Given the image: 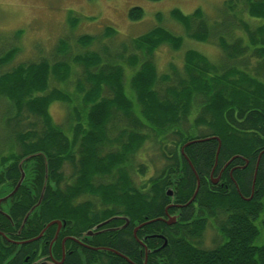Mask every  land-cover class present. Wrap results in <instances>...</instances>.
<instances>
[{
	"label": "trees",
	"instance_id": "1",
	"mask_svg": "<svg viewBox=\"0 0 264 264\" xmlns=\"http://www.w3.org/2000/svg\"><path fill=\"white\" fill-rule=\"evenodd\" d=\"M237 6L263 24H246ZM225 8L234 24L218 26L221 31L212 30L199 8L189 15L170 11L186 37L217 43L228 64L216 67L201 53L186 51L179 89L164 98L154 90L159 75L150 59L135 70L129 92L120 65V54L130 50L128 64L134 67L139 62L134 51L149 56L162 45L178 51L183 36L161 26L132 39L119 55L77 56L85 69L75 99L49 89L51 78L67 84L66 63L43 60L0 73V100L9 109L3 121L10 130L7 145H0V198L25 176L1 206L0 264H24L33 248L46 254L42 240L22 247L7 240L27 241L56 222L61 229L53 255L61 256L60 242L67 239L63 264H264V0H229ZM143 14L135 7L129 18ZM235 29L246 33V43L234 36L230 45L226 37ZM105 31L116 35L110 27ZM94 40L83 36L78 43L87 47ZM17 52H3L0 69ZM196 98L201 112L189 124ZM57 102L65 108L63 126L49 113ZM115 115L132 127L123 124L112 138L107 124ZM27 118L34 120L26 124ZM103 146L108 151L102 155ZM152 150L163 164L148 176V165L134 164V157ZM169 217L176 218L173 225L165 223ZM209 225L219 241L204 249L200 241ZM57 228V223L48 228L44 238L52 240Z\"/></svg>",
	"mask_w": 264,
	"mask_h": 264
},
{
	"label": "rangeland",
	"instance_id": "2",
	"mask_svg": "<svg viewBox=\"0 0 264 264\" xmlns=\"http://www.w3.org/2000/svg\"><path fill=\"white\" fill-rule=\"evenodd\" d=\"M226 1L229 0H0V55L10 49H17L18 51L14 61L9 66L2 67L0 73L10 71L19 64H30L43 60L52 64L66 63L64 65L70 68V75L67 79V84H69L65 85L51 78L49 89H58L75 99L77 94L76 83L84 77L85 69L83 64L75 60L77 56L86 57V54L95 52L101 54L105 59L108 54L119 55L122 53L120 52L121 48L127 50L128 47L130 48L132 39L161 26L173 31L177 36H183V45L178 51L172 50L168 45L160 46L154 54L149 56L141 51H134V55L139 59L138 65L134 67L128 64L132 52L130 50L125 56H123L124 53L120 54V65L123 69V84L129 92L130 79L135 70L140 63L150 59L156 66L159 75L154 90L161 98H164L170 95L171 91L179 89L177 88L178 77L184 73L186 51L193 50L201 53L216 67L223 68L228 64L226 55L217 43L214 44L212 41L203 43L186 37L182 27L178 26L168 14L171 10L178 9L183 14L189 15L199 8L203 12L207 24L212 27V30L217 31L220 30L218 26L222 29L223 24H234L233 20L230 19L232 15H230L229 9L225 8ZM133 7H139L143 10L144 14L141 19L131 20L129 18L128 13ZM235 12L246 24L255 26L257 23L263 24L262 21L249 18L241 6H237ZM106 27L114 30L115 37L105 35V33L108 34L105 31ZM233 31L230 30L226 37L230 40L228 41L230 45L234 44L232 43L234 36H241L246 43L244 31H240V29ZM222 34L219 33L220 36ZM83 36L93 37L95 39L93 44L82 47L78 43V39ZM61 41L66 47H60ZM248 55L250 53L245 56ZM249 63L252 66L255 65L256 58L249 59ZM250 73H252L251 69ZM79 83L87 87L84 80H80ZM197 99L191 105L192 113L189 117V124L193 123L198 110L201 112V104ZM75 104L77 105L78 102ZM78 108H80L79 105ZM8 111V107L0 100V145L4 146L7 145L6 142L10 138V130L3 121L4 115ZM49 113L57 126L64 125L65 108L62 103H54L50 107ZM31 120L34 119L27 118L25 123L28 124ZM123 124L128 129L132 127V122L126 117L122 115L113 116L107 124L108 137H115L119 130L124 127ZM184 124L189 127L187 123ZM198 133L199 130L190 132L192 136H197ZM107 151L108 149L103 146L102 155ZM140 153V156L143 155L142 152ZM159 155L160 153L155 150L148 152L141 158L137 154L134 157V164L138 165L144 160L143 163L148 165V176L157 174L163 164ZM69 170L68 166L64 168L65 177L69 176ZM16 186L17 184L11 189L7 188L5 192H8L10 196ZM218 241L219 238L214 225H209L200 241L201 248H213Z\"/></svg>",
	"mask_w": 264,
	"mask_h": 264
},
{
	"label": "flooded vegetation",
	"instance_id": "3",
	"mask_svg": "<svg viewBox=\"0 0 264 264\" xmlns=\"http://www.w3.org/2000/svg\"><path fill=\"white\" fill-rule=\"evenodd\" d=\"M133 8H135V7H133ZM133 8H131L130 10H132ZM128 15H129V13H128ZM182 153V152H181ZM223 169L220 171V174H219V176L216 178V179H214L213 181H212V183L214 184V185H217V184H219V182H220V176H221V174L223 173ZM211 178H213V176H212V174H211ZM217 180V183H214L215 181ZM15 194V193H14ZM12 195V194H11ZM10 196L8 195V196H6V197H4V198H0V200H2L1 202H0V213H1V206H2V204L3 203H5L7 200H8V198H9ZM179 208V206L178 205H170L168 208ZM177 208V209H178ZM56 223H53V224H49V225H47L46 227H45V229H43V230H41L40 232H39V234L37 235V236H35V237H33L32 239H29V240H27V241H13V240H7L10 244H15V245H17V246H25V245H29V244H32V242H35V241H38V240H42V245H44V247L43 248H48L47 249V253L46 254H44V255H40L41 254V250H38V252H36V249H32L31 250V254H27V253H25V258L23 259V261L25 262L24 264H35V260H39V262L38 263H36V264H63L64 263V260H65V256H66V254H65V244H66V240L67 239H62V241L60 242V245H61V256L59 257V258H56L54 255H53V248H54V245L56 244V241L58 240V238H59V233H60V226H58V228H57V230H56V233H55V235H54V237L52 238V240H50V241H48V240H46L45 238H44V236L46 235L45 233H46V231H47V229L48 228H50L52 225H55ZM71 240H73L74 242H77V243H79L80 245H82L83 247H86V248H89V247H87V245H85V243L83 244V243H81V242H79V241H77V240H75V239H71ZM56 246V245H55ZM35 253H38V257H35L34 259H32V260H30V258H31V255L33 256V255H35ZM42 258V259H41Z\"/></svg>",
	"mask_w": 264,
	"mask_h": 264
},
{
	"label": "water",
	"instance_id": "4",
	"mask_svg": "<svg viewBox=\"0 0 264 264\" xmlns=\"http://www.w3.org/2000/svg\"><path fill=\"white\" fill-rule=\"evenodd\" d=\"M196 142H197V141H196ZM191 144H192V143H191ZM186 146H188V145H186ZM186 146H185V147H186ZM183 150H184V149L181 150L182 153H183ZM23 178H24V175H22V179L18 182V184H17L15 190L18 189V187L20 186V184H21ZM214 183H217V180H216ZM198 189H199V184H198V186H197L196 192L198 191ZM15 190H14V192H15ZM14 192H13V193H14ZM13 193H12V194H13ZM166 194H167V196L171 197V196L173 195V192H172L171 190H168ZM195 194H196V193H195ZM195 194H194V196H193V198H192L191 201L194 200ZM10 196H11V195H10ZM1 201H2V200H0V202H1ZM175 221H176V218H175V217H169V218L165 221V223H166L167 225H173V224L175 223ZM56 223H57L58 226H60V223H59V222H56ZM51 224H53V223H51ZM88 234H89V236H91V233H88ZM164 243H165V244H164V246H165V245H166V242H164Z\"/></svg>",
	"mask_w": 264,
	"mask_h": 264
},
{
	"label": "bare ground",
	"instance_id": "5",
	"mask_svg": "<svg viewBox=\"0 0 264 264\" xmlns=\"http://www.w3.org/2000/svg\"><path fill=\"white\" fill-rule=\"evenodd\" d=\"M172 191V190H171Z\"/></svg>",
	"mask_w": 264,
	"mask_h": 264
}]
</instances>
